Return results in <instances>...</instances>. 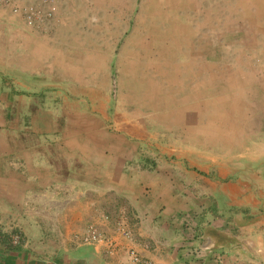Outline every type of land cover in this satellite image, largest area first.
<instances>
[{
	"label": "crops",
	"instance_id": "crops-1",
	"mask_svg": "<svg viewBox=\"0 0 264 264\" xmlns=\"http://www.w3.org/2000/svg\"><path fill=\"white\" fill-rule=\"evenodd\" d=\"M218 1L126 80L0 68V264H264V0Z\"/></svg>",
	"mask_w": 264,
	"mask_h": 264
},
{
	"label": "rangeland",
	"instance_id": "rangeland-1",
	"mask_svg": "<svg viewBox=\"0 0 264 264\" xmlns=\"http://www.w3.org/2000/svg\"><path fill=\"white\" fill-rule=\"evenodd\" d=\"M176 1L185 7L173 8L180 5L173 0H0V68L7 65L17 71L22 61L39 66L44 76L52 78L54 64L65 60L73 72L80 66V71L85 68L86 73L116 79L140 68L143 57L159 63V56H165L160 65H171L173 49L184 44L177 29L181 23L215 13L227 26L232 6L218 0Z\"/></svg>",
	"mask_w": 264,
	"mask_h": 264
},
{
	"label": "built area",
	"instance_id": "built-area-1",
	"mask_svg": "<svg viewBox=\"0 0 264 264\" xmlns=\"http://www.w3.org/2000/svg\"><path fill=\"white\" fill-rule=\"evenodd\" d=\"M33 8H29L27 10V20L28 23L31 24L33 21ZM126 234H130L129 231L125 232ZM10 243L12 245H21L23 243V236L21 234V232L16 231V232H12L10 233ZM101 240H107V238H105L104 234H102L99 229L95 226H91L90 228H88L87 232H85L82 236H80V241L81 243L84 244H88V243H92V242H98ZM131 255L133 256L135 261H138L139 258L136 256L135 252L133 250H131Z\"/></svg>",
	"mask_w": 264,
	"mask_h": 264
},
{
	"label": "bare ground",
	"instance_id": "bare-ground-1",
	"mask_svg": "<svg viewBox=\"0 0 264 264\" xmlns=\"http://www.w3.org/2000/svg\"><path fill=\"white\" fill-rule=\"evenodd\" d=\"M170 2V1H169ZM174 2V1H173ZM166 15V14H165ZM165 17H167V16H165ZM167 19V18H166ZM163 25V24H162ZM185 28V27H184ZM168 33H169V31H168ZM171 34V33H170ZM186 34V33H185ZM182 37V36H181ZM172 39V38H171ZM179 40H180V38H179ZM185 40V39H184ZM152 42V41H151ZM173 42V41H172ZM145 43V42H144ZM163 44V43H162ZM171 45V44H170ZM181 45V44H180ZM139 50V49H138ZM136 51V50H135ZM149 51V50H148ZM161 51V50H160ZM163 53V52H162ZM161 53V54H162ZM166 54V53H165ZM175 58V57H174ZM170 61V60H169ZM164 63V62H163ZM192 63V62H191ZM132 65H134V64H132ZM162 70V69H161ZM140 100V99H139ZM151 103V102H150Z\"/></svg>",
	"mask_w": 264,
	"mask_h": 264
}]
</instances>
